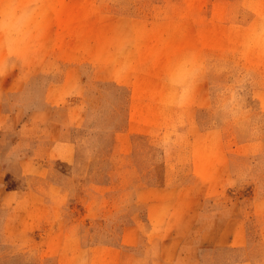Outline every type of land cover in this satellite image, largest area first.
<instances>
[{"label":"rangeland","instance_id":"374dc122","mask_svg":"<svg viewBox=\"0 0 264 264\" xmlns=\"http://www.w3.org/2000/svg\"><path fill=\"white\" fill-rule=\"evenodd\" d=\"M0 264H264V0H0Z\"/></svg>","mask_w":264,"mask_h":264}]
</instances>
